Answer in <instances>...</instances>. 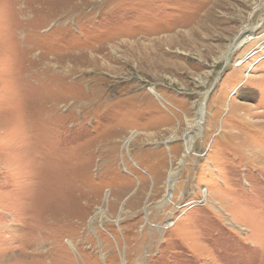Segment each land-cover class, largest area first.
<instances>
[{"label":"rangeland","instance_id":"obj_1","mask_svg":"<svg viewBox=\"0 0 264 264\" xmlns=\"http://www.w3.org/2000/svg\"><path fill=\"white\" fill-rule=\"evenodd\" d=\"M0 264H264V0H0Z\"/></svg>","mask_w":264,"mask_h":264}]
</instances>
